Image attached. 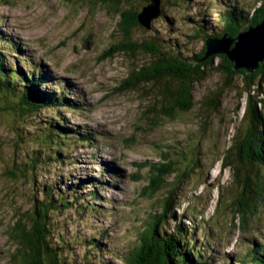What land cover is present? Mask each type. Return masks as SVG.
Wrapping results in <instances>:
<instances>
[{"label": "trees", "instance_id": "16d2710c", "mask_svg": "<svg viewBox=\"0 0 264 264\" xmlns=\"http://www.w3.org/2000/svg\"><path fill=\"white\" fill-rule=\"evenodd\" d=\"M93 2L103 3L120 18L112 44L102 59L119 54L128 57V74L119 81L115 94H143V98L138 100L149 103L142 113L147 120L146 132L174 121L175 116L187 113L194 106V84L207 76L206 70L215 69L222 74V90L230 88L239 78L241 91L247 94V107L242 117L245 127L232 138L222 166L232 172V183L237 193L231 207L239 224L245 215H253L264 203V89L260 87L264 82V65L246 73L244 69L234 70L224 55H217L222 60L214 65L216 55L205 58L204 47L193 51L190 46L195 45L198 39L219 40L225 35L235 42L238 34L262 21L264 0H257L253 9L245 7L239 0L222 2L215 5L213 14L208 13L211 9L209 3L206 6L194 3L197 7L193 12L189 6L191 0H161V13L155 19L160 23L157 29L152 27L154 21L149 23L148 29L138 22V14L149 0ZM137 3L142 5L138 11L132 7ZM176 12L181 14L176 16ZM142 29L146 31L141 33ZM11 41L4 38L0 30V115L6 125H11L18 133L17 143L10 140L9 144L23 150L20 159L23 162L19 167L27 170L28 174L20 169L17 175L21 177L17 180L26 181L30 189L29 212L18 213L10 229L12 236L8 232L9 239L13 237L18 247L17 256H21V264H66L71 258L77 262L70 264H113L106 260L107 253L121 258V264H212L211 258L206 256L212 253L201 248L195 230L186 224L188 218L177 211L179 202L176 200L181 189L195 172L203 168L200 149L189 145L173 155L171 151L178 148V143L171 140L166 141L167 146L163 149L158 148L160 159L145 167L147 172L142 194L150 201L161 199L158 213L149 212L142 220L137 217L136 222H140L141 228L135 229L138 235L134 244L120 250L122 255L118 253L119 249L109 252L105 248L107 241L110 242L107 228L93 227L90 219L103 213H115L102 205L103 189L117 190L110 184L114 181L106 175L66 172L65 167L71 162L69 155L64 153L67 144L75 149L89 140L85 134L74 130L75 127L70 126L60 113V107L74 110L77 106L63 95L59 97L50 91L45 74L19 68L12 62L13 52H19V49ZM145 87L153 88L144 92ZM216 102H205L203 114L216 109L219 105ZM156 145L162 147L164 143L156 141ZM56 188L62 189L65 197L71 200L66 201L62 193L55 194ZM86 191L88 194L85 195ZM73 206L74 209L81 206V218L79 215L78 223L68 218L78 225L76 239L68 241L65 235H56L51 215L63 216V212ZM94 230L97 231L94 233ZM228 255L219 264H264V242L247 239L237 256ZM29 257L31 259H27Z\"/></svg>", "mask_w": 264, "mask_h": 264}, {"label": "rangeland", "instance_id": "374dc122", "mask_svg": "<svg viewBox=\"0 0 264 264\" xmlns=\"http://www.w3.org/2000/svg\"><path fill=\"white\" fill-rule=\"evenodd\" d=\"M217 1L230 0H191L189 6L195 12L197 6L194 3L205 6L210 3L208 13L213 14L214 2ZM239 1L251 9L257 3V0ZM141 6V3H137L132 7L138 11ZM180 12L175 15L179 16ZM119 21L120 18L103 3L96 4L93 0H0L1 34L17 41L20 46V52L15 55L18 59L12 62L47 71L52 80L50 84L74 95L81 104L79 112L68 111L63 115L69 125L70 122L72 126L88 125L102 137L94 140V146H84L73 152L71 162L65 167L66 172H86L102 177L105 168L115 167L110 162H116L120 167L115 168L124 169L118 191L109 192L106 189L103 192L106 199L104 208L113 209L115 213L90 219L93 227L99 225L107 228L110 242L107 241L105 248L109 252L119 249L118 253L122 255L120 250L134 244L138 235L135 229L141 228L140 222H136L137 217L142 220L149 212L158 213L161 199L150 201L142 194L147 172L145 167L160 159L158 148L163 149L167 146L166 141L171 140L178 143V148L171 151L173 155L177 151H184L185 146L199 147L203 167L181 189L180 197L176 200L179 202L178 213H184L190 221H186V224L195 230L201 248L212 253L206 254L211 258L210 263L223 262L229 253L237 256L247 239L256 241L259 236L264 237V203L253 215L242 217L239 224L231 207L237 193L232 183V172L222 166L223 156L232 138L245 127L242 117L247 107V94L241 91L239 78L230 88L222 90V74L215 69L206 70L207 76L194 84V106L187 113L175 116L174 121L146 132L147 120L142 113L149 103L138 100L143 98V94H115L119 81L128 74V57L119 54L114 58L102 59L112 44ZM150 23L154 29L159 28L160 23L155 19ZM144 31L142 29L140 32ZM200 47L201 42L191 45L190 49L197 51ZM219 60H222L221 57L216 55L213 64L217 65ZM34 76L37 78L35 73ZM71 83L76 90L70 87ZM260 87L264 89V82ZM151 88L145 87L143 90L149 92ZM243 89L246 90L245 85ZM210 100L217 101L219 105L203 114L202 106ZM95 126H99L98 129ZM156 141L164 145L158 147ZM0 146L2 148L3 142H0ZM19 148L15 146L12 163L15 155V161H21L23 157V150ZM12 169L20 178L14 166ZM119 173L117 169L113 170L111 180H117ZM105 175L109 176V173ZM16 185L22 199L0 168V264H21V256H17L18 247L13 237L9 239L10 229L16 215L28 213L31 204L27 182L20 180ZM58 193L65 197L62 189L56 188L55 194ZM65 200L71 199L65 197ZM75 202L72 200V203ZM79 215L81 218V206L65 210L63 216L52 214L56 235H65L68 241L76 239L78 225L68 221V218L78 223ZM106 260L113 264L122 263L121 258H114L110 253L106 254ZM68 261L66 264L77 262L73 258Z\"/></svg>", "mask_w": 264, "mask_h": 264}, {"label": "water", "instance_id": "95a60500", "mask_svg": "<svg viewBox=\"0 0 264 264\" xmlns=\"http://www.w3.org/2000/svg\"><path fill=\"white\" fill-rule=\"evenodd\" d=\"M161 4V0H149V3L142 8L141 12L138 14V22L142 27L148 29L150 21L156 19L160 15ZM200 42V49L202 47L205 49V58L214 55H224L233 64L234 70L244 69L246 73H251L254 69H257L259 65H264V18L256 26L250 27L247 31L238 34L235 42L227 35L219 40L210 38L196 40V44ZM16 134L18 133L11 125L8 127L3 116L0 115V142H3V146L0 150V168L8 182L12 183L13 187L22 197L16 185V182L20 181L17 180V176L14 177L16 174L12 166H14L17 174H20L18 172L21 169L19 166L23 161H13L12 163L11 160L16 151L15 148L10 147L9 144L10 140H12L13 143H17L15 140ZM21 170L25 175L28 174L27 170ZM27 259H31V257Z\"/></svg>", "mask_w": 264, "mask_h": 264}]
</instances>
